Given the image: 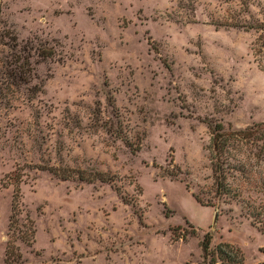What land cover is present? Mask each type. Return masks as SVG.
<instances>
[{
  "label": "rangeland",
  "instance_id": "1",
  "mask_svg": "<svg viewBox=\"0 0 264 264\" xmlns=\"http://www.w3.org/2000/svg\"><path fill=\"white\" fill-rule=\"evenodd\" d=\"M0 21L32 67L0 72V264L8 239L17 264H208L205 233L264 262L242 203L264 192L215 199L207 152L215 122H264V0H0Z\"/></svg>",
  "mask_w": 264,
  "mask_h": 264
},
{
  "label": "trees",
  "instance_id": "2",
  "mask_svg": "<svg viewBox=\"0 0 264 264\" xmlns=\"http://www.w3.org/2000/svg\"><path fill=\"white\" fill-rule=\"evenodd\" d=\"M263 43L258 48H253L254 54L263 52ZM52 51L44 53L39 51L41 57L51 56ZM31 52L28 45H19L12 30L5 27L0 21V67L2 78L11 85L25 83L32 67L29 58ZM259 63V60H258ZM9 99V98H8ZM211 170L212 188L215 199H223V196L238 200L241 191L264 192V122L253 123L244 129H225L221 122H215L211 127V136L207 146ZM55 174V172H54ZM92 179V178H91ZM93 179L108 181L98 174ZM19 188L16 187L12 194L10 221L8 230L14 235L13 223L16 222L18 209ZM197 201L199 198L194 196ZM244 203V216L250 218L253 223L264 224V202L254 200ZM214 205V204H209ZM20 238L27 244L32 242L34 229L31 220H27ZM193 235L195 230L191 232ZM10 234V237H11ZM185 234L181 236L185 238ZM210 234L205 233L200 241V248L208 264H243V253L239 246L220 241L213 248L209 247ZM4 264H17L21 261V254L14 246L11 239L7 240L4 252ZM264 264V262L256 263Z\"/></svg>",
  "mask_w": 264,
  "mask_h": 264
},
{
  "label": "water",
  "instance_id": "3",
  "mask_svg": "<svg viewBox=\"0 0 264 264\" xmlns=\"http://www.w3.org/2000/svg\"><path fill=\"white\" fill-rule=\"evenodd\" d=\"M212 221H213V223L216 221V214H214Z\"/></svg>",
  "mask_w": 264,
  "mask_h": 264
}]
</instances>
